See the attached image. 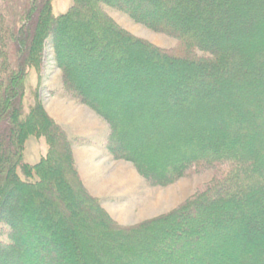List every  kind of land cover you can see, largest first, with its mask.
Listing matches in <instances>:
<instances>
[{"label": "trees", "instance_id": "16d2710c", "mask_svg": "<svg viewBox=\"0 0 264 264\" xmlns=\"http://www.w3.org/2000/svg\"><path fill=\"white\" fill-rule=\"evenodd\" d=\"M11 1L2 30L12 52L0 47V264H264V0H73L64 14L53 0ZM110 8L176 45L134 36ZM48 44L64 90L109 124L114 159L151 185L195 168L216 176L169 212L121 225L85 185L37 89L24 103ZM31 136L48 145L35 164L25 159Z\"/></svg>", "mask_w": 264, "mask_h": 264}, {"label": "rangeland", "instance_id": "374dc122", "mask_svg": "<svg viewBox=\"0 0 264 264\" xmlns=\"http://www.w3.org/2000/svg\"><path fill=\"white\" fill-rule=\"evenodd\" d=\"M28 1L29 0H14L13 3L15 2V5L18 7H23L24 5L28 4ZM72 2L73 0H53L54 13H66ZM7 4L11 5L12 1L0 0V47L5 50V53L6 51L12 52V44L5 41L6 31L2 30V24L4 25L8 14ZM107 11L111 17H113L122 27H124L134 36L144 39L158 46L159 48L170 49L173 48L177 43V40L174 37L153 31L144 25L136 23L126 14L120 11L111 8L107 9ZM1 31L4 32L1 33ZM45 59V65L42 67L41 72H38L35 68H31L29 74L26 77V93L24 96V103H28V100L31 96L30 91L32 89H37L40 100L43 102L47 112L48 110L46 106H48L56 97L62 96L71 99L72 101H70L73 102L76 109L74 107L70 108V106H68L67 109L63 107L61 111L70 120H82V123H91L89 129H91L92 133L94 134L93 136H90V133L89 137H80L71 131L70 135L69 131L71 126L66 124L68 129L70 128L69 131H67L68 129L58 122L68 133L72 146H89L95 150L102 148V150L106 151L107 153V141L110 135L109 124L103 117L98 115L88 106L79 103V101L75 100L64 90L62 70L58 67L55 61L54 52L50 44H48L46 47ZM84 110L86 112H84ZM49 115L51 114L49 113ZM91 115L97 118V122L94 118V123ZM69 124H76V122H70ZM95 124L99 125L96 126ZM102 126L105 128L107 126L106 131ZM76 127L79 128L80 126ZM47 150L48 145L46 138H36L31 136L26 141L25 159L27 162L35 164L41 159L43 155L47 153ZM108 155L111 157L110 161L112 163H107V165L103 164V167L104 169L107 167L108 170V168L112 166V169L110 172H108L110 174H108L110 176L108 179L112 178V180H115L117 184L114 183L111 188L113 189L112 192L107 196L96 197L100 199L103 207L106 206L107 209L105 207L104 208L107 211L110 206H114L115 211H111L112 213L108 211L109 214L121 225L125 226L134 225L162 213L169 212L189 198L201 184L211 181L216 176V172L212 167H207L204 169L195 168L192 169L186 176L181 177L170 185H151L138 173L135 166L131 162L116 160L109 154V152ZM107 161H109V159ZM18 172L21 176H23L21 169H19ZM135 175L137 176V179L134 178ZM117 215H120L121 219H119Z\"/></svg>", "mask_w": 264, "mask_h": 264}, {"label": "crops", "instance_id": "0c3cea01", "mask_svg": "<svg viewBox=\"0 0 264 264\" xmlns=\"http://www.w3.org/2000/svg\"><path fill=\"white\" fill-rule=\"evenodd\" d=\"M70 100L71 99H68V98H65L62 96L56 97L48 106H46L47 110L51 114V116L54 119H56L57 122L64 125L66 129H68L66 124L71 126V129L69 128L70 131H69V129L67 130V131H69L70 135H71L70 132L72 131L75 135L80 136V137H89L90 133H91L90 136H93L94 134L92 133L91 129H89L91 123L90 124H87L85 122L82 123L81 122L82 120L81 121H74L72 119L70 120L61 111V109L63 107L65 109H67L68 106H70V108H73V107L75 108V105L73 104V102H71L72 100L71 101ZM84 112H86V111L84 110ZM91 118L93 121L95 118V121L97 122L96 117H93V115H91ZM95 121H94V123H95ZM70 122H76V124H69ZM97 125H99V124H97ZM76 126H80L82 128H80V127L77 128ZM93 126H94V124H93ZM102 127L106 131L107 126H106V128L104 126H102ZM95 137H96V135H95ZM72 149L74 152V156H75L81 177H82L85 185L91 191V193L95 196H98V197H104V196H107L109 193H111L113 190V189H111L112 186L114 185V183L115 184H117V183L115 182V180H112V178L108 179V177H110L109 176L110 174L108 172H110V170L112 169V166H110L108 168V170H107V167H105L106 169H104V167H103V164L107 165V163H112L110 161L111 157L108 155V152L106 153V151H103L102 148H99V150H95L89 146H81V145H73ZM108 159H109V161H107ZM106 170H107V172H106ZM111 176H112V174H111ZM134 178L137 179V176L135 175ZM104 207L106 208V206H104ZM114 208H115L114 206H110V208H108V211H110V213H112L111 211H115ZM112 215H114V214H112ZM117 217L119 219H121L120 215L119 216L117 215Z\"/></svg>", "mask_w": 264, "mask_h": 264}]
</instances>
